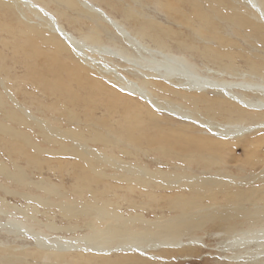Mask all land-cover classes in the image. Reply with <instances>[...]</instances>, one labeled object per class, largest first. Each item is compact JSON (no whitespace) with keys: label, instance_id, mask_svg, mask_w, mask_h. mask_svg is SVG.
Returning a JSON list of instances; mask_svg holds the SVG:
<instances>
[{"label":"rangeland","instance_id":"obj_1","mask_svg":"<svg viewBox=\"0 0 264 264\" xmlns=\"http://www.w3.org/2000/svg\"><path fill=\"white\" fill-rule=\"evenodd\" d=\"M31 1L36 5H40L45 11L50 13L55 18L57 25L62 27L65 31L71 32L76 36L87 31L90 23L85 19L86 15L82 14L84 11L80 10L78 4H75V8L66 9V7L60 6V4L54 2L53 0H51L53 4L49 2V0ZM88 1L100 7L106 14L116 20L124 19L123 15L125 14V10L133 6V10H135L138 15L147 16L146 19L148 21V18L154 21L155 25L150 29L153 30L155 40H158L159 43L163 40L166 43L169 42L168 44L172 47V49L178 48L179 42L180 44L187 42L185 45L194 47V49L190 51V54L195 55L196 53V55H207L209 52H213L210 54L222 55L217 58L218 62L216 64H214L211 60L207 62L204 61V63L210 65V68L221 70L226 68L227 61L229 60V67H233L230 72L232 76L223 75V79H226L227 81L237 82L240 80H247L255 83L256 81L250 80L247 74L250 72L254 73L253 69L264 66V54H262V52H264V44L262 42L260 43L261 40L259 38V41H257V38L249 40L244 37L243 39L241 35H248L249 32L247 30L240 31L237 27H235L232 28L233 35H230L227 30L222 32L223 29L219 27H216L213 30L210 27H201L198 29L191 25L189 26V16H186L187 13L181 8L175 6H173L175 9L173 8V10H170V5H165V0H152V2L151 0ZM155 1L158 2V5H155ZM149 2L151 4H149ZM18 6L21 8L20 12H16L15 7L12 8V14L8 20L0 17V81L3 85V87L0 85V198L4 199L9 204H14L20 207L24 204H29V206L35 205L38 208V211L42 213V215L37 214V218L42 221V224L52 222L55 225L70 228L89 225L91 223L98 226V219H101L102 217V220L113 224L116 220H113L114 216L112 213L115 212L116 214H119L120 212L118 211L122 210L121 213H123L122 215L124 216L130 208H137V212H141L145 218H151L153 216V212L162 211L166 216L169 215V211L171 216H175L177 212L174 210L175 205L181 204L183 208L177 209L182 212L184 209H187L190 204L195 208H190L186 211L191 213V217L188 218V223L193 221L195 223L193 227H197V229L189 232L188 229L186 230L185 228H180L184 234L177 240L180 241L181 244H184L187 240L193 239V242L196 243L198 240V244L185 245L179 249H177L178 247L174 249H167L168 251L164 249L155 250L154 252L148 251L147 253L158 254L159 256H162L161 258L164 257L163 259H165V261L155 260L149 264H232L227 263L228 260L224 259L225 256L231 255L229 251L225 250V247L228 246L226 239L230 237L228 236V233H232V230L234 233L239 228L240 223L243 220H246L243 219V216L246 212H250L252 210L250 207L251 203H258V206L264 205V125L261 124V121L255 120L247 121L242 124L238 123L239 126L237 127L252 128L244 131L240 137H233V134H231L232 139L235 142H238L236 147L233 150L210 147L211 151L207 154V151L205 150L197 151L195 148L197 146L195 144L200 142L199 140L205 141L209 139V141L203 143L210 142L214 139V136L213 133H210L209 131L224 133L231 128L230 123H235V121H231L229 123L223 115L211 113L199 106L191 107L190 105H187L186 103H183L171 96H167L168 101L163 102L165 97L162 100V96L159 95L158 98L160 100L156 98L155 100L162 103L166 108L173 109L176 107L179 111H181V109L185 111V113L187 111L191 117L195 118L196 121L199 120L198 122L201 123L198 125L197 129L192 127L191 129L186 130L191 132L193 136H189L188 134H175L174 131L170 130V128L178 126L177 121H180L177 119L172 120V118H169L162 113L160 115H163V118L165 117L162 123L166 125L170 123L169 126L165 127V125L159 122H154V125L156 127L159 126L158 134L161 135L160 140H163L160 145L163 142H166V145L158 147L151 145V148L149 146V142L153 140L154 136L148 137V134L152 131L150 128H154V126L150 127V130L145 128L144 132H140L141 128L138 126L137 129L139 130V134L137 132L135 134L132 133L131 135L127 129L125 131V128H127L126 126L130 125V122L126 121L122 116L126 115L125 109L122 106H119V109L118 107L115 106L117 108L116 109L113 106L112 108L114 109H112L110 101L106 102V100L109 99L108 96H105L102 93H96L92 89L81 87L75 82V80H72L69 77L67 78L68 81H65V76L63 77L62 74L58 77V75L52 73L53 71L47 72L50 74L49 75L47 73L45 74V70L43 69L36 70L34 68L32 61L27 60L23 49L15 46L17 42H14L8 34V31L10 30L9 26L13 27V22L16 18L20 22L30 26L40 25L41 22L39 18L31 14V11H29L28 8L25 7L26 9H23V6L20 4ZM58 7L64 10L66 17L60 16L59 18L56 15H60V9H58ZM80 7L86 10L84 7ZM222 16H226L225 12ZM222 18L224 19V17ZM227 19H229L228 16H226L224 20L226 21ZM241 19L243 20L246 18L241 16ZM7 22L11 25L8 26ZM136 22H142V18H136L134 16L133 19H128L125 24L134 26ZM162 23L166 25L163 24L162 26ZM169 23L172 24L168 25ZM172 25L175 26V28ZM103 26L108 32H110V29L107 26ZM3 27L5 29L8 28V30L5 31ZM227 27H232V25L228 24ZM189 29H193L194 33L191 32L193 30L189 31ZM252 35H250V38L254 37ZM172 36H175V38ZM159 37H164L165 39L163 38V40H161ZM207 40L213 41V45H205ZM170 41L172 42L170 43ZM150 44L153 45L154 43L149 42V45ZM151 45L150 47L153 48L154 46ZM217 45H219L218 48H216ZM198 46L200 48L202 47V49ZM202 50L206 53L204 51L201 52L202 54L197 53ZM249 53L250 55L253 54L252 58L248 56ZM257 54L259 55L257 56ZM115 61L118 60L115 59ZM115 61H110L113 64H107L106 68L108 70H101L108 75L112 74L111 77L113 78L117 76L116 74H119L121 78H131V73L129 71L130 68L121 62L118 63ZM250 61L255 65V68L250 67L249 64H252ZM38 63L42 64L44 69L47 70L49 63L45 57L43 59H39ZM57 63L59 65L63 64L60 60H58ZM115 63H117L116 65L118 67L115 66L116 68L113 67L112 69H109L111 66L115 65ZM122 66H124V69L121 68ZM249 67L252 69L249 70ZM40 82L43 83L41 84ZM68 82L70 87L68 86ZM203 87L213 88L212 85H203ZM4 89H6L11 95L14 103L18 104V107H22L31 115L28 113L29 116L25 118L23 116V112L18 107L13 105L11 103L12 101L6 97ZM181 91L185 92L183 90ZM154 95L156 96L157 94ZM249 96L257 97V95ZM170 102L174 105V107H168L171 106ZM255 110H258L257 112L259 116L264 115V108L258 107ZM109 112L117 117H114V115L111 116ZM128 114L129 113H127V115ZM22 118L23 120H28L27 122L30 125L25 126L21 124L20 119ZM32 119H39L43 121V124H46L49 127L60 130H68V132H63L58 134V136H54L55 134L51 131L39 127L34 121H30ZM144 120H146V118ZM183 123L187 124L186 121ZM206 123L208 125L205 126ZM144 124L147 126L146 122H144ZM256 124L259 125L255 126ZM160 125H163L164 127L162 126V128ZM205 127L207 129H205ZM69 129L71 131H69ZM106 130L108 132H106ZM234 130L236 131L237 129L234 128ZM171 132H173V134ZM81 133L85 136L84 138L89 141L83 142V145L85 144L89 149H92V152L91 150H87L88 153H91V156L92 154L97 153L99 156L105 157L106 155H109L112 159H114L122 156L120 150L129 151L131 154L136 156V159L133 160V163L136 166H142L144 164L145 166L143 165V167L148 169V171H151L152 169L151 172H160L155 171V169L151 167V165H154L153 162L166 163L165 161H171L172 163H176L178 161L182 162V160H186L187 157L192 160L201 159L198 160L199 166L201 167L202 165L201 168H205L207 166L204 162L207 163L208 161H212L216 164L210 167V171H205L204 169L195 167L192 164H190L191 168L188 166L187 170L184 168L174 169L175 172L188 171L189 176L200 174V176L203 177H199L201 179L183 181L172 188V190L179 191L180 185H191V188L189 186L186 187L187 189L180 190L182 199L176 198L177 196L175 193L177 192H170L167 189H156L160 181L150 182L144 178V181H146L145 184L148 185V187L142 186L143 183L141 180V185L137 184L134 186L136 179L132 176L130 177L128 173L125 174L127 171H122L120 169L113 170L109 166H106L99 157L92 158V160L86 154L84 155V153L87 152H84V149L82 150L83 152L81 151L80 147L82 145L79 146L76 144L77 142H80L78 140V134L81 135ZM93 133H95L97 138L101 136L99 138L100 142L96 143L89 140ZM72 137L76 138L71 140ZM247 138L257 139V142H255L256 147L248 149V151L242 147ZM169 140L171 141L169 142ZM108 142H110L111 145H108ZM115 142H118V144ZM169 143L171 144L169 145ZM129 147L133 150L129 149ZM195 151H197L200 156L195 153L192 156H188ZM100 152H102L103 155ZM246 157L247 160L248 157L253 160L247 161ZM124 158L125 156L123 155V159ZM146 158L149 159L146 160ZM87 163L99 171H90L87 168ZM207 173H210V175L214 178L207 176ZM125 176L128 179L132 178V182L134 183H131V180L128 181ZM205 178L210 180H205ZM13 179H18V182ZM40 179L41 182L43 181V186L45 183L44 188L51 190V193L48 194L36 187L38 186V181L40 183ZM146 190L150 193H145ZM20 195L40 197V199L44 200L46 199L48 201V205L41 207L40 205L34 204V201L32 200L26 201L22 199ZM48 199H50V201ZM179 199L182 203L179 202ZM62 206L70 207L72 209L70 217H67V215L61 212L60 209H62ZM102 206L105 211L112 210V212L109 213V217L102 214L100 216L98 215ZM128 206H130V208ZM5 207L6 206H2L1 209L9 211V209ZM139 207H141V209ZM159 209L161 211H157ZM253 217L254 216L251 218ZM255 217L251 219V225L264 227V224L255 222V220L260 217ZM4 218V215L0 214V225L4 221ZM227 224H229L228 233L223 231V229H225L223 227H226V229L228 228ZM102 225L103 223H101V226ZM222 232L224 234L223 236ZM83 233L84 232H82V234ZM18 238H4L0 232V264L1 262L2 264H26L29 262L34 263L39 261L40 257L34 253L29 254L28 252L22 255L25 250H32V247L30 248L31 238H27L25 242H22ZM23 244L28 246V249H26ZM5 252L10 254H4ZM74 254L76 255V253ZM117 255H109V258H114V256ZM118 256H120V254ZM95 259L94 263L90 262V264L101 263L98 262V258ZM121 262L119 263H144L143 261L137 259H134L135 263H133V260H130V262H123V260H121ZM110 264H115V262Z\"/></svg>","mask_w":264,"mask_h":264},{"label":"bare ground","instance_id":"obj_2","mask_svg":"<svg viewBox=\"0 0 264 264\" xmlns=\"http://www.w3.org/2000/svg\"><path fill=\"white\" fill-rule=\"evenodd\" d=\"M53 1L60 4V6L62 7H66V9L75 8V4H78L80 10L84 11L82 14L86 15L85 19L90 23L87 28V31L83 34H79L78 36L72 34L71 32L65 31L62 27L57 25L55 18L50 13L45 11L40 5L34 4L31 0H0V17L2 19L8 20V18L12 14L11 10L14 7L16 12H20L21 8L18 6L20 4L21 6H23V9L28 8V10L31 11V14L39 18L41 22L40 25L38 24L37 26H30L23 22H20L16 18L14 19L13 27L9 26L11 24L7 22L10 29L8 31L9 33H7L11 36L14 42H17L15 46H18V48L20 47L23 49L27 60L32 61L36 70L43 69L45 70V74L47 72L53 71L52 73H55L56 75H58V77L62 74L63 77L65 76V81H68L67 78L69 77L72 80H75V82L81 87L92 89L96 93H102L103 95L108 96L109 99L106 100V102L110 101L111 108L113 106H116L119 109V106H122L126 111V115L122 116L126 121L130 122V125L126 126L127 128H125V131L127 129V131L130 132L131 135L132 133L135 134L137 132L139 134V130L137 129L138 126L141 128L140 132H144L145 128L149 129L150 127L154 126V128H150L152 131L150 134H148V137L154 136L153 140L149 142V146L151 148L152 146L158 147L166 145V142H163L160 145L161 141L163 140H160L161 135L158 134L159 126L156 127L154 125V122L162 123V121L164 120L165 117L163 118V115L160 114L164 113V115L168 116L169 118H172V120L177 119L180 121H177L178 126L170 128V130L174 131L175 134H188L189 136H193L191 132L186 130L191 129L192 127L197 129L198 125L201 123L198 122L199 120L196 121L195 118L191 117L189 112L186 111L185 113V111H183L182 109L181 111H179L176 107H174V105L171 104V102H173L174 100L170 102L171 106L167 105L170 108L172 106L174 108H166L162 103H159L155 100V98L159 99V95L162 96V100L164 97L166 98H164L163 102L168 101L167 96H171L180 100L183 103H186L187 105H190L191 107L199 106L205 110L210 111L211 113L223 115L225 116L226 120L229 121V123L231 121H235V123H230L231 128L225 131L224 133H215V131H209L210 133H213L214 136V139L210 142L203 143L209 141V139L205 141L199 140L200 142L195 144L197 146L195 147L197 151L205 150L207 151V154L211 151L210 147L221 148L224 150H233L238 144V142H235L232 139V136L240 137L244 131H247L252 128L237 127L239 126L238 123L242 124L247 121L256 120L261 121V124L264 125V115L259 116L257 112L258 110H255L258 107L264 108V66L255 68V65L250 61L252 63L249 64L250 67L255 68L253 69L254 73L250 72L249 74H246L248 75L250 80H255V83L247 80H240L237 82L227 81L226 79H223V75L232 76L230 72L233 67H229V60L227 61L226 68L216 70L210 68V65L205 64L204 61L207 62L211 60L214 64H216L218 62L217 58L222 56L220 54L211 55L213 52H209V54L204 55L201 53L204 50L197 52L198 54L200 53L202 55H196V53L195 55L190 54V51L194 49V47L190 45H185L187 42H185L184 44H180L179 42V47L172 49V47H170V45L168 44L169 42H164V37H159L161 38V40H163L159 43L158 40H155L154 38L153 30L150 29L152 26L155 25L154 21L150 18H148V21L146 19L147 16L138 15L135 10H133V6L125 10V14L123 15L124 19L116 20L106 14L100 7L89 2L88 0ZM49 2L53 4L51 0H49ZM165 2V5H170V10H173V6H175L185 11L187 13L186 16H189V26L191 25L198 29L201 27H210L213 30L214 28L219 27L223 29L222 32L227 30L230 35H233L232 28L237 27L240 31L247 30L249 32L248 35H241L243 39L244 37L249 40H253L252 38H259L261 40L260 43L262 42L264 44V0H165ZM157 3L158 2H156L155 5ZM149 4L151 3L149 2ZM80 6L84 7L86 10H84ZM58 9H60V15H56L59 18L60 16L66 17V14H64V10H62L60 7H58ZM224 12L229 18L226 21L224 20L226 16H222ZM134 16L136 18L141 17L142 22H136L134 26L126 25L125 22L130 18L133 19ZM241 16L245 17L246 19L242 20ZM222 17H224V19ZM163 24L164 23H162V26ZM171 24L169 23L168 25ZM228 24H231L232 27H227ZM103 25L107 26L110 29V32H108ZM141 25H143L144 27ZM173 27L175 28V26ZM6 30H8V28H6L5 31ZM191 30L189 29V31ZM191 32L194 33V30ZM250 35L254 37L250 38ZM173 38H175V36ZM259 39L257 41H259ZM149 42L154 43L153 45L150 44L151 46H154L153 48L150 47ZM171 42L172 41H170V43ZM205 45L212 46L213 41L207 40ZM218 47L219 45L216 46V48ZM200 49H202V47ZM262 54H264V52H262ZM252 55L253 54L250 55L249 53L248 56L252 58ZM258 55L259 54H257V56ZM44 57L49 63V66H47V70L44 69V66H42V64L38 63V60L43 59ZM115 59L118 61H115ZM58 60H60L63 64L59 65L57 63ZM110 61H115L118 63L121 62L127 65L130 68L129 71L131 73V78H121L119 74H116L117 76L113 78L111 77L112 74L108 75L104 73V71L101 69H105V71L108 70L106 67L107 64L109 65L111 63ZM116 64L117 63H115V65L111 66L109 69H112L113 67L116 68ZM250 67L249 70L252 69ZM121 68L124 69V66H122ZM0 85L3 87L1 81ZM203 85H212L213 88H205L203 87ZM4 90L6 92V97L12 101L11 103L13 105L18 107V104L14 103L13 98L7 92V90ZM181 90L185 92H182ZM154 94L157 95L155 96ZM249 95H257V97ZM18 108L23 112V116L25 118L29 116V112L27 113L25 109H23L22 107ZM127 113L129 114L127 115ZM109 114L111 116L114 115L110 112ZM114 117L117 116L114 115ZM145 118L146 120H144ZM27 121L23 120V118L20 119L21 124L29 126L30 124H28ZM30 121H34L35 124L39 127L51 131L53 134H55L54 136H58V134H61L63 132H68V130H60L54 129L53 127H49L48 125L43 124V121L39 119H32ZM185 121L187 122V124L183 123ZM144 122L147 123V126L144 124ZM207 123L205 124V126L209 124ZM169 124L163 125H165V127H168ZM257 125L259 124H256L255 126ZM234 128H236L237 130L235 131ZM205 129L207 128L205 127ZM69 131L71 130L69 129ZM106 132L108 131L106 130ZM171 133L173 134V132ZM231 134L233 135L231 136ZM78 136V140L82 143L77 142L76 144L79 146L82 145L80 147L81 151L84 149V152H87V150H91L92 152V149H89L85 144L83 145V142H87L88 139H85V136L82 133L81 135L78 134ZM93 136H96L95 133L91 135V138L89 139L90 141L96 143L100 142L99 138L101 136L98 138L97 136ZM75 138L76 137H72L71 140H74ZM170 141L171 140H169V142ZM110 142H108V145H111ZM255 142H257V139L247 138L244 143L242 142V147H244L248 151V149L256 147ZM116 144H118V142ZM170 144L171 143H169V145ZM129 149L132 148L129 147ZM120 151L122 156L118 157L119 159L117 157L112 159L109 155H106L105 157L99 156V154L97 153L92 154L91 156V153L87 152L84 153V155L86 154L91 159L99 157L106 166H109L113 170L120 169L122 171H127L125 174L128 173L130 177L132 176L134 179H136L134 186H136L137 184L141 185L142 182V186L148 187V185L145 184L146 181H144V178L145 180H149L150 182L160 181L156 189H167L170 192H177L175 193V195L177 196L176 198L181 199L182 195L180 190L187 189L186 187L189 186L191 188V185H180L179 191L172 190V188H174L176 185L180 184L183 181H190L194 179L203 178L200 176V174H194L192 176H189L188 171H174V169L181 168L187 170L190 164L194 165L195 167H200L198 160L201 159L192 160L187 157L186 160H182V162L178 161L176 163H172L171 161H165L166 163L153 162L154 165H151V167L154 168L155 171L160 172H151L152 169L151 171H148V169H145L143 167L144 164L142 166L138 165V167L133 163V160L136 159L135 155L131 154L129 151V153L127 151ZM197 151L191 153L188 156H192L194 153L200 156ZM123 155L125 156L124 159ZM147 159L149 158H146V160ZM248 160L250 161L253 159H249L248 157ZM204 163L207 166L205 168H201V165L200 168L204 169L205 171H210V167L216 164L212 161ZM86 165L90 171H99L93 168L88 163ZM167 170L173 171L169 172ZM207 176H209L210 178H214L212 175H210V173H207ZM13 180L18 182V179ZM129 180H131V183H134L132 182V178H129L128 181ZM205 180L210 179L205 178ZM42 182L40 179V183L38 181V186L36 187L40 190H43L44 192H47L48 194L51 193V190L44 188L45 183L43 186ZM147 192L150 193L146 190L145 193ZM20 197H22V199L26 201L32 200L34 201V204L40 205L41 207H45L46 205H48V201L46 199H40V197H32L26 195H20ZM48 200L50 201V199ZM179 202L182 203L181 200ZM0 203V214L4 215L5 217L4 221L0 225V232L2 233L3 237H10L12 239H17L18 237H20L18 239H20L22 242H25L27 238H31L30 248L32 247V250H25L22 255L29 252V254L34 253L38 255V257H40L38 262H29L26 264H90V262L94 263V261L96 260L95 258H98V262H101L100 264H110L112 262H115V264H120L119 262H121V260H123V262H130V260H133V263H135L134 259L141 260L145 264H149L155 260L165 261V259H163L164 257L161 258L162 256H159L158 254L147 253L148 251L154 252L155 250H167L174 249L177 247V249H179L185 245H197L199 242L197 240L196 243L193 242V239H189L186 243L181 244V242L177 240L184 234V232H182L180 228H185L186 230L188 229L189 232L197 229V227H193L195 225L193 221L188 223V218L191 217V213L186 211H188L190 208H195L192 207L190 204L188 205L187 209H184L182 212L179 211L177 208L181 209L183 208V206L181 204L175 205L174 210L177 211L175 216H171L170 211L168 210L169 215L167 216L163 213V211L153 212V216L151 218H145L144 215L141 214V212H137V208L132 209L130 208V206H128L130 209L127 208L129 210H127V213H125L124 216L122 215L123 213H121L122 210L118 211L121 214H116L115 212L112 213L114 216L113 220H116L113 224L102 220V217L101 219H98V226L91 223L89 225L70 228L66 226H58L52 222H49L48 224H42V221L37 218V214L42 215V213L38 211V208L35 205L29 206V204H24L20 207L14 204H9L1 198ZM2 206H6L9 211L1 209ZM250 207L252 208V210L250 212H246V214L243 216V219L246 220H243L240 223L239 228L234 233L233 230L232 233H228L229 224H227V229L226 227H223L226 229H223V231L227 232L229 234L228 236H230L228 239H226L228 242V246L225 247V250L231 253V255L225 256L224 258L228 260L227 263L264 264V227L251 225V219H253L255 216L260 217L259 219H256L255 222L264 224V205L258 206V203H251ZM61 208V212L67 215V217H70L72 209L70 207L65 206H62ZM139 208L141 209V207ZM157 211L161 210L159 209ZM111 212L112 210H103L102 206L101 211L98 213V215L100 216L102 214L109 217V213ZM252 216L254 217L251 218ZM101 223H103L102 226ZM82 232L84 233L82 234ZM223 235L224 234L222 232V236ZM23 246L28 249V246H26L25 244H23ZM74 253H76V255ZM4 254L9 255L10 253L5 252ZM113 254H120V256L117 255L114 256V258H109V255L112 256Z\"/></svg>","mask_w":264,"mask_h":264}]
</instances>
